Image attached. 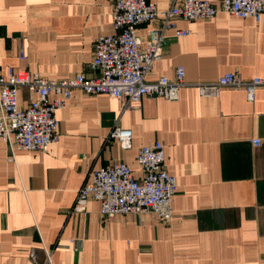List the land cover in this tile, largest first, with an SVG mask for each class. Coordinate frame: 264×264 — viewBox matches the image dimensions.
<instances>
[{
  "label": "crops",
  "instance_id": "crops-1",
  "mask_svg": "<svg viewBox=\"0 0 264 264\" xmlns=\"http://www.w3.org/2000/svg\"><path fill=\"white\" fill-rule=\"evenodd\" d=\"M150 1L162 11L183 0ZM154 26L136 29L143 42ZM177 27L192 34L167 31L166 54L146 81L171 80L179 66L191 83L264 78V17L219 12ZM113 34L112 0H0V76L11 68L47 80L97 76L95 41ZM31 98L20 91L22 106ZM56 118L61 138L46 152L17 150L9 161L0 140V264H34L30 252L44 260V247L54 264H264V87L249 102L243 89L214 98L186 86L179 101L144 98L124 112L107 95L75 92ZM119 126L133 133L129 150L111 138ZM156 141L178 182L170 222L148 212L105 220L92 199L75 210L92 171L123 162L139 179L138 152Z\"/></svg>",
  "mask_w": 264,
  "mask_h": 264
},
{
  "label": "built area",
  "instance_id": "built-area-1",
  "mask_svg": "<svg viewBox=\"0 0 264 264\" xmlns=\"http://www.w3.org/2000/svg\"><path fill=\"white\" fill-rule=\"evenodd\" d=\"M219 12L260 22L264 17V0H221L217 6L206 0H183L162 11L150 0H112L115 34L100 36L95 41L92 66L97 76L89 77L83 71L73 78L47 80L28 71L9 69L7 78L0 76V140L8 146L9 161L15 160L17 150L46 152L60 140L56 113L67 107L75 92L104 94L119 100L122 112L135 109L144 98L179 101L180 91L186 86L197 88L201 97L214 98L224 88L243 89L248 101L254 102L258 88L264 87V78L245 80L237 73H226L215 82L191 83L185 79V68L179 66L171 80L161 77L146 81L154 63L166 54L168 30H175L176 38L187 37L192 31L178 29L177 22L211 21ZM150 22L156 26L143 42L136 29ZM20 51V59L25 61L23 49ZM23 89L32 96L27 107L19 102ZM52 96H55L53 100ZM111 138L129 150L133 133L119 126L111 131ZM260 143L259 139L252 142L254 146ZM164 161V145L156 141L138 152L137 164L142 173L139 179H135L132 169L123 162L92 171L90 184L77 194L75 210L85 211L92 199L100 203V216L105 220L148 212L164 223L170 222L174 217L173 197L178 182L165 170ZM30 254L34 264H54L53 250L46 247L44 260L34 250Z\"/></svg>",
  "mask_w": 264,
  "mask_h": 264
}]
</instances>
